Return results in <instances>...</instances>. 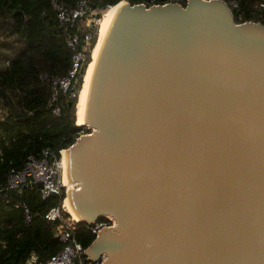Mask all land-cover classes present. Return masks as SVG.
<instances>
[{
	"label": "water",
	"instance_id": "1",
	"mask_svg": "<svg viewBox=\"0 0 264 264\" xmlns=\"http://www.w3.org/2000/svg\"><path fill=\"white\" fill-rule=\"evenodd\" d=\"M85 122L65 151L70 203L78 222H117L89 261L264 264V24H236L224 0L124 3Z\"/></svg>",
	"mask_w": 264,
	"mask_h": 264
},
{
	"label": "trees",
	"instance_id": "2",
	"mask_svg": "<svg viewBox=\"0 0 264 264\" xmlns=\"http://www.w3.org/2000/svg\"><path fill=\"white\" fill-rule=\"evenodd\" d=\"M52 1L0 0V190L8 185L11 170H21L29 155L42 159L48 150L60 158L62 151L72 147L82 135L91 133L86 126L76 123L75 110L93 62L100 27L93 22L83 29L85 26L79 20L62 26L60 12ZM55 1L66 13H73L83 0ZM85 1L87 17L102 15L122 2ZM224 1L236 24H264V0H233L237 8L229 0ZM170 2L130 0L131 5L149 8ZM176 2L186 7L188 0ZM81 33L91 35L92 41L85 61L72 79L71 90L76 97L70 99L69 94L61 92L53 101L52 82L68 77L73 67L69 36ZM83 37L80 51L86 47ZM56 108L61 110L59 117L53 114ZM8 196L0 198V264H26L34 259L37 264H45L65 248L57 237L59 224L46 219L52 208L62 204L65 189L60 196L46 200L39 186L26 187L21 194L12 191ZM17 203H27L31 208L34 219L30 227L25 226L23 211L15 207ZM91 229L86 222H78L74 228V238L85 250L96 240ZM78 261L87 264L86 255Z\"/></svg>",
	"mask_w": 264,
	"mask_h": 264
},
{
	"label": "built area",
	"instance_id": "3",
	"mask_svg": "<svg viewBox=\"0 0 264 264\" xmlns=\"http://www.w3.org/2000/svg\"><path fill=\"white\" fill-rule=\"evenodd\" d=\"M229 1L230 5H232L234 8L238 7V4L235 1ZM121 3H130V0H122ZM170 3L177 2L176 0H171ZM52 5L60 12L59 21L62 26H66L71 23L73 24L74 20H79L85 26V23L88 20L85 0L79 3L78 8L73 13H66L63 8L58 3H56L55 0L52 1ZM91 25L92 23H86L87 27H83V29L89 28ZM80 37H83L85 41L86 47L83 51L79 50L81 41ZM91 41L92 36L89 34L85 35V33L69 36L68 45L74 53L73 67L69 72L68 77L52 82L54 88V95L52 98L53 101L57 100L58 95L61 92L69 94L70 99H74L76 97L74 91L71 90L72 79L76 75L80 64L85 61L86 52L88 51ZM53 114L59 117L61 114L60 108L54 109ZM62 152L60 158L55 157L48 150L44 152L42 159H38L33 155H29L21 170H11L8 185L6 188L0 190V198L3 196H6V199L9 198L8 193L12 191L21 192L26 187L39 186L41 196L44 200H46L53 196H60L65 189L66 197L63 199L62 204L52 208L46 214V219L49 222H57L59 224L57 227V237L65 244V248L60 253L48 260L45 264H80L78 260L83 254L86 255V250L79 243H77L74 238V228L78 221L74 220L66 207L68 187L65 185L63 180L64 165ZM75 188L78 189V185H75ZM7 203H9V201H7ZM15 207L23 211L25 226L30 227L34 219V214L32 213L29 205L27 203H17L15 204ZM90 225L92 226V233L97 238L100 235V232L109 228L114 229L117 225V222L112 217H104L103 219L98 220L94 224ZM106 260V255H102L97 261H89L88 257L86 256L87 264H104ZM26 264L37 263L34 259Z\"/></svg>",
	"mask_w": 264,
	"mask_h": 264
},
{
	"label": "bare ground",
	"instance_id": "4",
	"mask_svg": "<svg viewBox=\"0 0 264 264\" xmlns=\"http://www.w3.org/2000/svg\"><path fill=\"white\" fill-rule=\"evenodd\" d=\"M123 4L124 3H122V4L120 3L114 9H112L109 12V14H107L104 17V19H103V21L101 23L100 36H99V40H98L97 46L95 48L93 62L90 65L88 74H87V76L85 78V83H84L83 91L81 93V99H80L79 105H78L77 115H78V120H79V123H78L79 126H82V125L86 124V122H85V113H86V106H87V100H88V94H89L90 84H91V80H92V76H93V73H94L95 65H96V62H97V59H98V56H99V53H100V50H101L103 41L105 39L106 33H107L108 28H109V26L111 24V21H112V18L114 16V14L116 13V11ZM62 154L64 155V158H63V165H64V176H63V180H64L65 185L69 189L68 190L69 191L68 192V197L66 199V207H67L68 212L74 218V220L80 221V219L77 217V215L73 211L72 206H71V203H70V191L71 190H76V188H75V185L76 184H74L73 182L69 183L68 176H67L66 154H65V152H62Z\"/></svg>",
	"mask_w": 264,
	"mask_h": 264
},
{
	"label": "rangeland",
	"instance_id": "5",
	"mask_svg": "<svg viewBox=\"0 0 264 264\" xmlns=\"http://www.w3.org/2000/svg\"><path fill=\"white\" fill-rule=\"evenodd\" d=\"M113 9V8H112ZM112 9H110L108 12H106V13H104V14H102V19L100 20V21H97L95 18H94V15H97V14H93V16L91 15V16H89L88 17V20L86 21V23H89V24H91V23H93V22H96L95 24L96 25H98L100 28H99V35H100V29H101V23H102V21H103V19H104V17L107 15V14H109V12L112 10ZM86 23H85V27H87L86 26ZM99 40V39H98ZM98 43V42H97ZM95 50V49H94ZM93 53H95L94 51H93ZM93 57V56H92ZM83 91V90H82ZM82 93V92H81ZM80 94V93H79ZM76 96V95H75ZM79 96H80V99H81V95H78V99H79ZM80 101V100H79ZM79 101H78V105H79ZM78 105H76V110H75V116H76V123L78 124L79 123V120H78V115L76 114L77 112H78ZM82 126H85V124L84 125H82ZM65 152V151H64ZM63 158H64V155H63ZM63 176H64V172H63ZM69 190V189H68ZM69 192V191H68ZM68 197V196H67Z\"/></svg>",
	"mask_w": 264,
	"mask_h": 264
},
{
	"label": "crops",
	"instance_id": "6",
	"mask_svg": "<svg viewBox=\"0 0 264 264\" xmlns=\"http://www.w3.org/2000/svg\"><path fill=\"white\" fill-rule=\"evenodd\" d=\"M23 191V190H22ZM22 191L21 192H19V191H16L18 194H21L22 193Z\"/></svg>",
	"mask_w": 264,
	"mask_h": 264
}]
</instances>
